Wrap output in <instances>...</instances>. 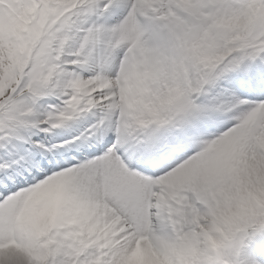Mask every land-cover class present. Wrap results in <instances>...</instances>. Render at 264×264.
Listing matches in <instances>:
<instances>
[{
	"label": "snow or ice",
	"instance_id": "6c2138e0",
	"mask_svg": "<svg viewBox=\"0 0 264 264\" xmlns=\"http://www.w3.org/2000/svg\"><path fill=\"white\" fill-rule=\"evenodd\" d=\"M0 264H264V0H0Z\"/></svg>",
	"mask_w": 264,
	"mask_h": 264
}]
</instances>
